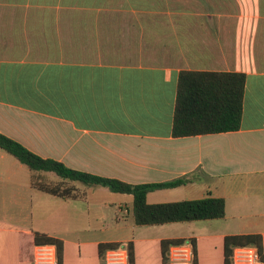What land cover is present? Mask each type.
Wrapping results in <instances>:
<instances>
[{"label": "crops", "instance_id": "crops-1", "mask_svg": "<svg viewBox=\"0 0 264 264\" xmlns=\"http://www.w3.org/2000/svg\"><path fill=\"white\" fill-rule=\"evenodd\" d=\"M115 1L0 0V134L132 185L188 177L147 202L223 198L226 216L138 226L131 195L81 183L70 185L82 199L50 195L0 148V264H33L36 234L63 242V264H104L110 243L133 245L135 264H164L162 241L177 239L193 241L195 264H224L226 237L255 234L264 264V0H125L129 18L107 33L85 19ZM182 71L247 76L239 131L173 137ZM111 209L122 216L112 226ZM178 226L187 232L163 234Z\"/></svg>", "mask_w": 264, "mask_h": 264}, {"label": "trees", "instance_id": "trees-1", "mask_svg": "<svg viewBox=\"0 0 264 264\" xmlns=\"http://www.w3.org/2000/svg\"><path fill=\"white\" fill-rule=\"evenodd\" d=\"M247 76L243 73L182 71L179 75L172 135L174 138L215 135L236 132L241 129L244 95ZM0 148L26 165L35 173L32 185L36 189L60 198L82 199L71 183H81L89 187H101L112 193L133 197V217L138 226H162L219 220L226 216V201L208 196L193 201H179L149 204L147 197L159 190L176 189L192 180L182 177L164 183L132 185L124 181L101 177L67 167L54 159H46L30 152L19 142L0 134ZM52 173L61 179L54 183L42 176ZM185 240H164L161 243L163 263L168 264L171 246L185 243ZM193 242V241H192ZM36 245H55L60 264H63V242L46 235H35ZM121 244L110 243L99 246V255L104 257L109 250ZM255 246L263 251L260 235H240L226 237L224 241V264H232L235 248ZM131 264H135L133 245L128 244ZM196 263V262H195Z\"/></svg>", "mask_w": 264, "mask_h": 264}, {"label": "built area", "instance_id": "built-area-1", "mask_svg": "<svg viewBox=\"0 0 264 264\" xmlns=\"http://www.w3.org/2000/svg\"><path fill=\"white\" fill-rule=\"evenodd\" d=\"M196 253L192 241L173 245L168 252V264H195ZM33 264H60L55 245H37ZM104 264H131L128 245L109 250L104 255ZM232 264H263L261 253L255 246L235 248Z\"/></svg>", "mask_w": 264, "mask_h": 264}, {"label": "rangeland", "instance_id": "rangeland-1", "mask_svg": "<svg viewBox=\"0 0 264 264\" xmlns=\"http://www.w3.org/2000/svg\"><path fill=\"white\" fill-rule=\"evenodd\" d=\"M124 5H125V0H116L114 5L104 6L102 8V10H100V11H97V12L86 11L85 12V19H88L89 21L90 20H97V22L100 24L101 30H103V31H105V33H107L108 29H109L107 27L109 22H112V23L117 22L122 27L124 25V21L127 18H129L126 15L127 7ZM107 7H110V8H107ZM117 27L119 28V26H117ZM98 204H99L98 207H102L103 206V200L102 201L100 200L98 202ZM107 215H108L109 219H108V221H106V224L108 223L111 226H112V224H114V222H115L114 219L117 216H120L122 218L121 214H118L117 209H111L109 212H107ZM179 225H181V224H179ZM178 227H181V228L175 229L174 231L169 230V229H165V231H163V234L171 235V234H175L173 232L182 233V234L187 232V228H185L186 226H178ZM17 257L18 256L16 253V258Z\"/></svg>", "mask_w": 264, "mask_h": 264}]
</instances>
